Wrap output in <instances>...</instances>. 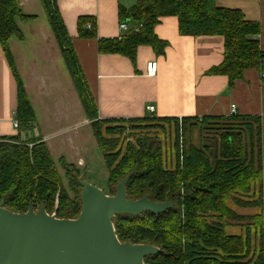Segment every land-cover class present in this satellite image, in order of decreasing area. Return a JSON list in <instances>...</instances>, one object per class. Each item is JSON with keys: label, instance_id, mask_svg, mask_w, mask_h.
Masks as SVG:
<instances>
[{"label": "trees", "instance_id": "obj_1", "mask_svg": "<svg viewBox=\"0 0 264 264\" xmlns=\"http://www.w3.org/2000/svg\"><path fill=\"white\" fill-rule=\"evenodd\" d=\"M217 1L135 0L129 9L119 6V22L129 23L130 30L120 38L99 39V53L120 55L133 64L141 46L163 55L167 43L159 39L155 28L161 19L174 17L181 36L224 39V60L207 75L226 76L232 86L247 69L264 71V52L256 38L261 32L259 23L248 21L240 10L219 7ZM40 2L109 171L111 195L114 187L130 176L126 186L129 199L139 200L147 194L154 202H173V207L161 214L117 215L113 224L119 241L152 245L161 251L146 256L144 264H264L263 211L248 216L231 208V202L243 207L246 197L256 200V207L263 206L261 118L99 119L58 0ZM36 19L23 13L19 0H0V44L18 86L19 124L18 135L0 137V201L12 212L26 213L36 196L52 210L59 194L57 213L62 219H75L81 212L80 194L74 189L79 188L78 183L71 181L76 195L70 200L47 145L37 139L21 141V133L32 131L37 117L10 41H24L17 20ZM89 24L91 29H87ZM96 27L93 17H79L80 38L96 39ZM193 128L200 129L203 144L209 140L213 146L195 147L189 141ZM160 135L169 140L164 146ZM234 227L239 234L228 232Z\"/></svg>", "mask_w": 264, "mask_h": 264}, {"label": "crops", "instance_id": "obj_2", "mask_svg": "<svg viewBox=\"0 0 264 264\" xmlns=\"http://www.w3.org/2000/svg\"><path fill=\"white\" fill-rule=\"evenodd\" d=\"M58 4L79 59L81 74L96 103L99 119L128 120L150 116L179 120L204 117L231 119L238 116L261 118L263 206L259 211L264 215L263 71L247 69L242 79L232 86L226 76L207 75L224 60V39L219 36H181L178 19L174 17L161 19L155 28L159 39L167 43L163 55H157L149 46H141L133 64L120 55L101 54L99 39L124 35L119 22V6L129 9L135 5V0H58ZM19 5L23 13L38 19L37 14L31 13L37 10L35 0H19ZM217 5L240 10L248 21L259 23L261 32L256 38L264 52V0H218ZM81 16L96 20V39L79 37L77 23ZM17 24L24 41L13 38L10 48L37 117L33 130L21 133V141L40 139L52 153L57 144L62 147L65 144L56 142L55 136L71 130L76 118L80 119L82 128L89 126L91 129L90 121L86 118L49 24L37 23L34 26V23L30 25V22L21 20H17ZM149 62L158 63L157 74L153 77L146 74ZM17 90V82L0 44V137L18 135V128L14 126L17 122ZM149 107L155 108L153 113ZM233 107L236 113L232 115ZM83 138L86 140V136ZM189 141L197 148L204 144L213 146V141L209 140L203 144L199 128L189 131ZM69 144L76 148L73 139ZM78 163L85 166L81 158Z\"/></svg>", "mask_w": 264, "mask_h": 264}, {"label": "water", "instance_id": "obj_3", "mask_svg": "<svg viewBox=\"0 0 264 264\" xmlns=\"http://www.w3.org/2000/svg\"><path fill=\"white\" fill-rule=\"evenodd\" d=\"M130 176L113 196L81 181L82 210L75 220L49 217L44 209L15 214L0 201V264H144L161 251L152 245L121 243L113 220L117 215L161 214L173 206L155 203L148 195L127 197Z\"/></svg>", "mask_w": 264, "mask_h": 264}, {"label": "rangeland", "instance_id": "obj_4", "mask_svg": "<svg viewBox=\"0 0 264 264\" xmlns=\"http://www.w3.org/2000/svg\"><path fill=\"white\" fill-rule=\"evenodd\" d=\"M35 1L37 5V10L34 9L33 11H31V13L37 14L39 17L35 21L36 23L30 22V25L31 23H34L32 25L36 26L38 23L42 25L47 24L48 26L45 12L43 10L40 0H35ZM29 38H30V34H29ZM150 117H153V116H150ZM79 122H80V119L76 118V120L73 121V126H72L73 129L71 128V130L67 131V133L65 134L55 136L56 142L60 144L64 142L65 144H63V147L57 144V147L54 150L52 149L53 151L51 154H53L52 156H54L53 158L55 160V165H56V174H58L61 177V187L65 189L68 198L70 196V200H74L75 195H76V193L72 192L70 188L71 186H73L71 181L72 182L75 181L76 184L78 183L77 185H79V188L76 186L74 189L80 194L79 200L81 203V210H82L81 193H82L83 187L80 184L81 181H87L91 185L101 189L102 191L105 192L107 196H113V195H111L109 191L110 187H108L109 171L105 165L103 156L98 148L97 142L91 132V129L89 128V126H84V128H82V126H79ZM83 135L86 136V140H84ZM159 138L161 140L162 146H164V144H167V141H169L168 139L164 140L163 135H160ZM71 139H73L74 141V145L76 147L75 149H73V146L69 144ZM37 140H40V139H37ZM79 158H81L84 161L85 166L83 165V163L81 164L78 163ZM63 166L67 167L66 168L67 171L64 169L65 167ZM117 185L114 187L115 193H116ZM248 198L249 197L244 198L243 207H240V206L237 207L235 206L234 202H231V208L234 209L235 211L247 213L246 215L248 216L258 214L259 207H256L258 202L256 200L255 201L251 199L249 200ZM255 198H257V195L255 196ZM34 199L35 200L29 205L27 212L30 209H32L33 212L37 214L42 209H44V211L49 217H53L55 219H62L61 215L57 213L60 207L59 194H57L55 198V202L53 204L52 210H49L41 201H39L36 198V196L34 197ZM155 203H158V202H155ZM3 207L5 208V202H4ZM5 209L11 213H15V212L8 210L7 208ZM15 214H23V213H15ZM79 215L75 219H77ZM75 219H69V220H75ZM228 232L234 235L235 234L237 235L240 233L237 227L230 229Z\"/></svg>", "mask_w": 264, "mask_h": 264}, {"label": "built area", "instance_id": "obj_5", "mask_svg": "<svg viewBox=\"0 0 264 264\" xmlns=\"http://www.w3.org/2000/svg\"><path fill=\"white\" fill-rule=\"evenodd\" d=\"M120 27H121V30L123 32H127L130 30V26H129V23H121L120 24ZM87 29H91V24H89L87 26ZM140 28L136 27L135 28V32H138ZM157 71H158V63L157 62H149L147 63V67H146V74L150 77H153L157 74ZM262 77L264 79V71L262 72ZM155 108L154 107H149V111L150 112H154ZM236 113V110L235 108L233 107L232 111H231V114H235ZM14 126L15 128H18L19 127V124L18 122H14Z\"/></svg>", "mask_w": 264, "mask_h": 264}]
</instances>
